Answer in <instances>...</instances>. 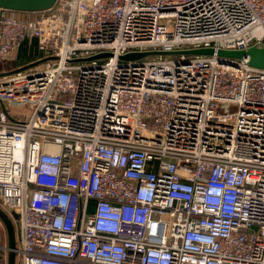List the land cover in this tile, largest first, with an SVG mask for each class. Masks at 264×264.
I'll list each match as a JSON object with an SVG mask.
<instances>
[{
  "label": "built area",
  "instance_id": "2783aa9c",
  "mask_svg": "<svg viewBox=\"0 0 264 264\" xmlns=\"http://www.w3.org/2000/svg\"><path fill=\"white\" fill-rule=\"evenodd\" d=\"M60 11L0 9V64L24 42L43 54L0 71V209L19 264H264V69L120 59L264 47V0Z\"/></svg>",
  "mask_w": 264,
  "mask_h": 264
},
{
  "label": "water",
  "instance_id": "95a60500",
  "mask_svg": "<svg viewBox=\"0 0 264 264\" xmlns=\"http://www.w3.org/2000/svg\"><path fill=\"white\" fill-rule=\"evenodd\" d=\"M57 0H0V9L8 10L11 12H27V13H37L44 12L53 8ZM187 55V56H202L209 57L215 56L219 62L229 65L237 66L239 61L245 60L247 64L251 67L264 69V47L252 46L243 50H218L214 52L212 49H195V50H184L175 52H141V53H130L122 56L120 59L123 61H139L149 56H177V55ZM109 54L98 55L94 58L107 57ZM36 63L29 66L23 67L20 70L33 67ZM16 72V71H14ZM0 220L6 226L7 232L9 234V247L10 255L8 259V264H14V234L10 221L5 217V215L0 211Z\"/></svg>",
  "mask_w": 264,
  "mask_h": 264
},
{
  "label": "crops",
  "instance_id": "0c3cea01",
  "mask_svg": "<svg viewBox=\"0 0 264 264\" xmlns=\"http://www.w3.org/2000/svg\"><path fill=\"white\" fill-rule=\"evenodd\" d=\"M42 57L43 54L37 50L36 41L31 43L24 42L16 52V60L13 63L16 64L15 68H22L31 64L34 61L40 60ZM0 69L5 72L9 70L6 66L2 68L0 67ZM0 211L5 215V217L10 221L12 225L14 234V249H16L19 246V233L17 225L8 212L3 211L2 209H0ZM9 255V234L7 232L6 226L0 220V264H8ZM15 259L16 264H19V257L16 253H14V264Z\"/></svg>",
  "mask_w": 264,
  "mask_h": 264
},
{
  "label": "rangeland",
  "instance_id": "374dc122",
  "mask_svg": "<svg viewBox=\"0 0 264 264\" xmlns=\"http://www.w3.org/2000/svg\"><path fill=\"white\" fill-rule=\"evenodd\" d=\"M71 1L72 0H59L58 1L59 8L57 7L56 12H54V10H51V9L50 10H47V11H45L46 13L38 14L37 15L38 20H43L44 18L48 17L52 13H53V17H54V20H55V19L58 18V15H59L58 11L61 9L62 11H60V15L63 17V19L65 21H67V18L69 16V8H70ZM54 26H55V29L59 32L60 35L64 33V30H65V27L66 26H64L62 24H56L55 22H54ZM59 39H60V37H59ZM151 58H154V56L146 57L143 60H145V61L146 60H151ZM4 66H6L9 69L8 71H12V70H15L16 64H14L13 62H11V63H1L0 64V67L1 68L4 67ZM0 71H2V70L0 69Z\"/></svg>",
  "mask_w": 264,
  "mask_h": 264
},
{
  "label": "trees",
  "instance_id": "16d2710c",
  "mask_svg": "<svg viewBox=\"0 0 264 264\" xmlns=\"http://www.w3.org/2000/svg\"><path fill=\"white\" fill-rule=\"evenodd\" d=\"M148 59V58H147ZM15 264H16V259H15Z\"/></svg>",
  "mask_w": 264,
  "mask_h": 264
}]
</instances>
